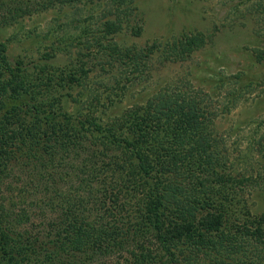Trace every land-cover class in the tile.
<instances>
[{"label":"trees","instance_id":"1","mask_svg":"<svg viewBox=\"0 0 264 264\" xmlns=\"http://www.w3.org/2000/svg\"><path fill=\"white\" fill-rule=\"evenodd\" d=\"M40 1L105 5L70 40L77 64L30 77L0 42V264H264V218L251 220L238 191L264 187V167L237 179L204 92L187 81L117 105L202 36L125 46L114 38L141 32L133 0ZM27 10L7 8L0 26ZM73 97L90 99L84 117L67 111Z\"/></svg>","mask_w":264,"mask_h":264},{"label":"rangeland","instance_id":"2","mask_svg":"<svg viewBox=\"0 0 264 264\" xmlns=\"http://www.w3.org/2000/svg\"><path fill=\"white\" fill-rule=\"evenodd\" d=\"M1 1L4 8L0 16L7 8L30 9L14 23L0 26V42L7 48L9 62L16 68L19 61L22 74L30 77L36 76L39 64L49 70L77 64L80 48L71 45L70 40L80 34L89 15L94 23L105 5L103 1L99 2L100 6L96 1L94 4L86 1L75 13L73 8L65 6L44 10L38 6L40 0ZM263 4L264 0H133V15L139 17L136 23L141 27L140 35L134 36L125 29L114 38L116 43L144 47L154 41L165 42L181 34H193L202 36L204 45L195 48L183 62L157 67L146 90L139 89L131 98L124 97L118 108L130 107L144 93L150 95L162 86L169 90L182 89L184 83L191 81L195 89L206 95L204 101L215 117L217 134L224 140L230 170L240 180L262 175L264 23L261 22L264 15L258 6ZM92 30H96V24ZM48 54L52 57H47ZM95 70L92 68L88 79L98 78ZM76 91L77 88L73 95ZM86 104H90L89 98L73 97L66 109L74 115L78 111L84 117ZM238 191H241L239 201H245L251 220L264 218V187L249 192L241 186Z\"/></svg>","mask_w":264,"mask_h":264}]
</instances>
